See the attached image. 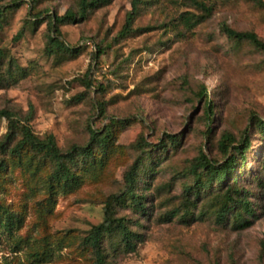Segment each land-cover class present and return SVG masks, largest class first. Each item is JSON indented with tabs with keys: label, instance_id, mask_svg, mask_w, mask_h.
I'll list each match as a JSON object with an SVG mask.
<instances>
[{
	"label": "rangeland",
	"instance_id": "obj_1",
	"mask_svg": "<svg viewBox=\"0 0 264 264\" xmlns=\"http://www.w3.org/2000/svg\"><path fill=\"white\" fill-rule=\"evenodd\" d=\"M18 1L0 29V111L38 137L51 134L63 152L84 146L90 129L111 130L113 139L103 168L48 206L39 183L48 164L34 179L19 168L0 175V204L22 217L12 233L0 229V264H90L81 237L123 189L125 172L145 148L141 140L157 146L166 135L178 146L155 153L157 161L138 177L144 212L118 207L140 240L133 252H109L107 264H264V133L251 121H264V53L221 31L253 32L264 42V9L246 0H204L213 5L211 16L187 31L179 15H200L187 0H142L124 37L132 0H109L59 27L64 44L78 50L70 56L45 52L47 23L51 14L77 12L79 0H35L32 9L33 0ZM97 46L103 53L93 60ZM245 128L250 146L236 174L254 215L242 227L216 220L217 185L196 201L187 190L192 160L202 152L221 163V136L238 141ZM6 132L0 117V139ZM172 210L178 215L166 221Z\"/></svg>",
	"mask_w": 264,
	"mask_h": 264
},
{
	"label": "trees",
	"instance_id": "obj_2",
	"mask_svg": "<svg viewBox=\"0 0 264 264\" xmlns=\"http://www.w3.org/2000/svg\"><path fill=\"white\" fill-rule=\"evenodd\" d=\"M109 0H79L77 12L66 11L63 15L51 14L48 17V46L45 52L48 55H70L75 56L78 50L69 48L61 39L59 27L65 24L77 23L84 19L88 11L105 5ZM195 11L200 15L191 12H183L179 15V23L191 31L197 25L207 20L212 12L213 5L204 0H187ZM255 7L264 9V0H246ZM34 2L29 3V8L34 7ZM142 0H132L131 9L126 14L124 25L120 31L121 36H128L132 33V24L138 14V6ZM20 7V1L0 4V29L5 22L7 15ZM221 31L229 38L236 41H246L264 53V42L253 32H237L222 25ZM103 49L96 47L92 59L97 60ZM2 54L0 53V67ZM0 117L7 121V132L0 139V175L9 169L19 168L31 178H37L45 164L48 172L40 183L44 190L46 206L58 194H67L77 190L87 175L100 171L110 154V145L113 139L111 130L106 129L103 134L96 130H89V140L82 146H73L69 150L61 151L54 137L51 134L38 137L32 133L27 125H21L14 116L7 111H0ZM209 122L210 118L208 117ZM255 123V129L264 133V121L259 118H251ZM248 128L241 133L238 141L230 134H223L218 142V149L222 154V162L212 159L200 153L195 157L189 167L193 177V186L187 193L193 195L196 201L201 195L205 196L214 185L220 188L218 196L213 200L216 203V220L225 223L231 220L234 225L246 227L249 218L254 215L250 202L249 193L238 187L239 176L236 174L238 168L246 163V152L249 149L250 141L247 136ZM144 149L130 168L124 174L123 189L105 201L103 209V220L93 226L88 233L81 237L80 245L90 250L92 260L90 264H107L109 252L116 251L133 252L140 235L131 230L132 221L123 216H118V207H131L137 213L144 212V196L138 193L139 175L149 169L153 162L157 161L155 153L163 152L166 156L169 147L178 146V140L173 135H166L157 146L141 140ZM264 170V166L262 167ZM195 203V202H194ZM190 212L186 209L182 212L184 219ZM177 210H172L164 215L166 221L176 217ZM22 217L9 210L8 207L0 204V229L10 234L13 230L20 228ZM33 256H37L34 254Z\"/></svg>",
	"mask_w": 264,
	"mask_h": 264
}]
</instances>
